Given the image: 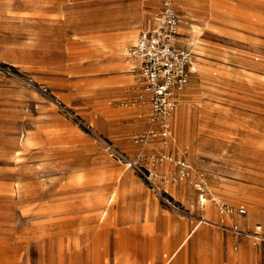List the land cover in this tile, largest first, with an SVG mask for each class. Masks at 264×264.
<instances>
[{
  "label": "rangeland",
  "instance_id": "1",
  "mask_svg": "<svg viewBox=\"0 0 264 264\" xmlns=\"http://www.w3.org/2000/svg\"><path fill=\"white\" fill-rule=\"evenodd\" d=\"M158 8V0H0V264H114L144 249L139 237L119 241L122 230L153 235L170 215L204 225L188 181H165L170 163L151 180L128 166L147 124L133 105L142 83L127 49ZM175 8L178 41L198 70L171 117V149L204 174L210 193L246 207L250 229L264 226V0H175ZM152 249L160 258L157 241ZM182 253L188 264H264V242L227 251L200 236Z\"/></svg>",
  "mask_w": 264,
  "mask_h": 264
},
{
  "label": "built area",
  "instance_id": "2",
  "mask_svg": "<svg viewBox=\"0 0 264 264\" xmlns=\"http://www.w3.org/2000/svg\"><path fill=\"white\" fill-rule=\"evenodd\" d=\"M159 8L153 13L137 42L127 49L128 60L137 61V69L144 79L143 93L149 103L147 128L134 137L139 146L135 157L128 161L129 167L149 173V180L157 177L155 167L170 163L173 169L164 176L165 181L179 183L188 181L193 187L196 200L195 208L200 213L199 223L212 225L224 233L250 239L254 247L264 242L262 231L246 232L237 223H228L227 219L235 215L245 216L244 205H233L221 197L210 193L203 173L196 172L192 165L171 149L175 142L171 117L176 110L178 97L188 85L192 75L197 73L198 58L194 51L180 45L179 16L175 0H158ZM159 145L160 150L148 149ZM165 150V151H163ZM116 160H125L123 153L111 150ZM213 206L219 216L216 222L205 214V208Z\"/></svg>",
  "mask_w": 264,
  "mask_h": 264
},
{
  "label": "crops",
  "instance_id": "3",
  "mask_svg": "<svg viewBox=\"0 0 264 264\" xmlns=\"http://www.w3.org/2000/svg\"><path fill=\"white\" fill-rule=\"evenodd\" d=\"M127 57V56H126ZM133 61L134 64H137L136 60H128ZM133 71L137 70V76L140 78L141 81V87H142V94L143 96H140V98H136L134 101V106H138L139 108H142L146 111L145 115V124H147V117L149 113V103L147 102V99L143 93V84L144 79L142 75L139 73L136 65L132 68ZM151 145L149 146V149H156ZM173 169V166H172ZM171 170V169H170ZM185 184V183H181ZM212 194V193H211ZM205 214L207 218H209L211 221L216 222L219 218L216 209L208 205L205 208ZM247 214L245 216H238L235 215L231 218L227 219L228 223H237L242 230L245 231V228H249L250 221L247 219ZM163 224L165 225L164 230L162 231H156L155 234L151 235L145 232L143 229L139 230H122L120 235L118 236V240L123 242L127 241L128 244H132L133 241L137 237L139 239H143L142 241H149V247L148 249L145 248V244H142V241L140 242L142 246H144V249L140 251L139 255H133L130 253V255L126 256H118L115 259V261H112L114 264H188V258L185 253H181V250L185 246L187 242L192 240L194 237H200L202 236L204 239H207V241H210L213 243L214 247L216 249H222L225 248L227 251L229 250V247L232 245L233 250H237L238 246L242 241H246L248 243H251L250 239L246 237H240V236H234L229 233H224L222 230L208 224H204L201 227H193L191 224L186 222L183 219H179L175 216L170 215L169 217H164ZM142 225L144 223H141ZM256 223L252 229L249 228L248 231L254 232L257 229L261 228L264 230V226ZM245 238V239H244ZM158 242V245L161 246V251L159 253L161 254L160 258L156 259L154 255V250L152 249V243ZM204 249H207L206 247ZM168 254L169 258L165 257V254ZM230 254L228 255V259L230 258ZM165 259V261H164ZM102 258L97 257L96 259H93V264H99L103 263L101 261ZM111 263V261H110ZM109 264V263H108Z\"/></svg>",
  "mask_w": 264,
  "mask_h": 264
}]
</instances>
